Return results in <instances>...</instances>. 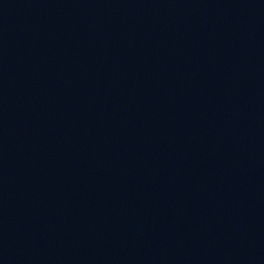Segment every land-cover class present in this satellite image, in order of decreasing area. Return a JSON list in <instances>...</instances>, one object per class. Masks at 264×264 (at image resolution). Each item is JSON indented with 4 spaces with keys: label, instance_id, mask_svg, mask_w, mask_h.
I'll return each instance as SVG.
<instances>
[{
    "label": "water",
    "instance_id": "obj_1",
    "mask_svg": "<svg viewBox=\"0 0 264 264\" xmlns=\"http://www.w3.org/2000/svg\"><path fill=\"white\" fill-rule=\"evenodd\" d=\"M0 264H264V0H0Z\"/></svg>",
    "mask_w": 264,
    "mask_h": 264
}]
</instances>
